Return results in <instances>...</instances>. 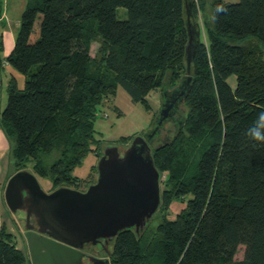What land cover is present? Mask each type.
Wrapping results in <instances>:
<instances>
[{"label": "trees", "instance_id": "obj_1", "mask_svg": "<svg viewBox=\"0 0 264 264\" xmlns=\"http://www.w3.org/2000/svg\"><path fill=\"white\" fill-rule=\"evenodd\" d=\"M207 5L206 45L197 8ZM187 18L197 36L183 122L150 140L161 202L138 235L117 234L110 262L264 264V141L254 137L264 135V57L240 44L254 37L264 47V0H27L6 57L24 85L10 78L0 111L12 173L30 161L52 190L78 189L73 171L89 152L100 156L95 121L117 87L149 111L148 94L173 88L186 73ZM132 136L114 143L126 146ZM173 201L184 207L169 219ZM12 235L0 226V264H29Z\"/></svg>", "mask_w": 264, "mask_h": 264}, {"label": "water", "instance_id": "obj_2", "mask_svg": "<svg viewBox=\"0 0 264 264\" xmlns=\"http://www.w3.org/2000/svg\"><path fill=\"white\" fill-rule=\"evenodd\" d=\"M186 73L171 89L160 87V105L152 125L135 135L122 150L114 143L101 146L94 183L80 190L68 186L46 192L27 169L14 172L4 188L12 213L24 220L30 264H83L87 246L112 245L122 230L142 232L161 202V173L154 165L150 140L166 122L179 127L181 106L193 76L190 72L193 24L186 19ZM107 257L90 264H111Z\"/></svg>", "mask_w": 264, "mask_h": 264}, {"label": "rangeland", "instance_id": "obj_3", "mask_svg": "<svg viewBox=\"0 0 264 264\" xmlns=\"http://www.w3.org/2000/svg\"><path fill=\"white\" fill-rule=\"evenodd\" d=\"M230 1H236V0H230ZM197 14H198L197 21H198L199 30H200V39L203 43L207 45L208 44L207 29L211 26L210 6L207 5L205 7L203 6V7L197 8ZM117 16L120 19L126 18L127 16L126 10L122 7H118ZM20 17L18 16L15 18L14 16H10L6 22L7 25H6V31H5V38H6V42L9 43V46H10L11 37L14 38V41H15V37L19 29ZM16 19H18V21ZM240 44L248 48H251L255 50L256 52L261 53L264 57V47L261 44H259L256 38L254 37L246 38L245 40H242ZM98 46H99L98 42L91 43V46H90L91 56L96 55V50ZM4 64H7L6 61ZM235 81H236V78L234 75H231L227 79L228 84L232 85L233 87H235ZM153 91L155 92V95L152 94L151 96H154L155 101L151 98L152 105L149 111H145L142 105L138 103H132L134 106L132 110H127L125 106L122 105V108L125 111V114L123 116L115 117L113 113H109V116L106 118H103L102 115L97 118V120L95 121V128L97 131L102 133L101 135L102 140H103L102 145L106 143H114L115 140L122 137V135H127V136L133 135L132 136L133 138L135 135L143 134L145 130H147L152 125V122L155 118L158 107L160 105V96H161L159 89L153 90ZM4 92L5 91L2 90L1 95H0V100L2 102L4 101L2 99L4 98V95H5ZM5 101H6V98H5ZM148 102H150V100ZM109 104L112 105L110 102L105 101L103 106L105 107V105L107 106ZM180 114L182 113L180 112ZM164 126L165 128L171 127L172 129H175L173 122H166ZM114 144H117V143H114ZM117 145L119 146L120 150H122L125 147L119 144ZM100 151H101V148H100ZM87 157L88 156L86 155L84 159L82 160V163L80 164L81 166L78 167L73 172V175H78L81 179V182L78 185V189L80 190H85L89 184L95 182L96 177H97L96 164L100 156H98L96 163L94 164V167L92 170L91 168L90 170H88L90 162L88 160H85ZM25 166L26 167L24 169L31 171L32 163L30 161L27 162ZM38 181L41 187L46 192H50L52 190V185L48 179L38 177ZM183 207H184L183 203H180L178 201H173L171 205L169 206L167 218L173 219L175 215ZM23 223H24V220L19 217L18 213H12L8 209L5 203V200H4V189L1 190V193H0V226L1 224H4L5 227L8 229V231L11 234H13L12 239L14 243L16 244L17 248L23 251V253L27 256L29 260L28 249H27L25 238H24V229L22 226ZM242 256H243V246H239L238 251L235 255V259H241ZM29 264H30V260H29Z\"/></svg>", "mask_w": 264, "mask_h": 264}, {"label": "crops", "instance_id": "obj_4", "mask_svg": "<svg viewBox=\"0 0 264 264\" xmlns=\"http://www.w3.org/2000/svg\"><path fill=\"white\" fill-rule=\"evenodd\" d=\"M26 3L27 0H0V41L2 45V48L0 50V95L2 90L5 91L4 98H2L4 101L2 102L0 100V111L5 105V98L7 99L6 87L10 78L13 77L16 80L18 89H22L24 85V76L18 71H16L10 64H8V62H6L7 64L4 63L6 61L7 55L11 52L14 45V38L12 37L10 40V46L9 43L6 42V22L10 16H14L15 18L18 16L20 17L23 10L25 9ZM16 20L18 21V19ZM230 86L233 88L232 85ZM152 94L155 95V92L151 91L147 96V100H150V107L152 105L151 100L153 99L155 101L154 96H151ZM112 102V105L115 106L116 110H112L110 104L107 106L105 105V107L103 106V118L108 117L109 113H113L115 117L123 116L125 114V111L123 110L122 105H124L127 110H132L134 108L130 96L121 86L117 87L116 94L112 99ZM117 114L120 115L118 116ZM9 149L10 143L8 142L3 130L0 127V193L1 190L4 189L6 182L8 178L12 175L13 171V161L10 158ZM87 156L88 157L85 160H88L90 162L88 170H90V168L92 170L98 156L95 151L89 152ZM80 166L81 165L77 166L74 171ZM74 176L80 179L78 175Z\"/></svg>", "mask_w": 264, "mask_h": 264}, {"label": "flooded vegetation", "instance_id": "obj_5", "mask_svg": "<svg viewBox=\"0 0 264 264\" xmlns=\"http://www.w3.org/2000/svg\"><path fill=\"white\" fill-rule=\"evenodd\" d=\"M111 248L112 245L110 247L109 243L102 246H87V250L84 251L83 264H90L88 262H92L91 258L107 257L106 253L110 252ZM108 257L110 258V256Z\"/></svg>", "mask_w": 264, "mask_h": 264}, {"label": "clouds", "instance_id": "obj_6", "mask_svg": "<svg viewBox=\"0 0 264 264\" xmlns=\"http://www.w3.org/2000/svg\"><path fill=\"white\" fill-rule=\"evenodd\" d=\"M254 137H255V139H257V140H262V141H264V135H262V134L259 133V132H254Z\"/></svg>", "mask_w": 264, "mask_h": 264}]
</instances>
